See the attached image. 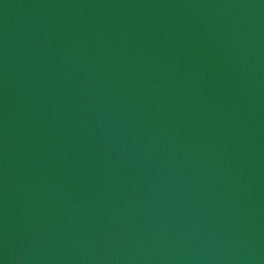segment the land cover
<instances>
[{
    "label": "water",
    "instance_id": "1",
    "mask_svg": "<svg viewBox=\"0 0 264 264\" xmlns=\"http://www.w3.org/2000/svg\"><path fill=\"white\" fill-rule=\"evenodd\" d=\"M0 264H264V0H0Z\"/></svg>",
    "mask_w": 264,
    "mask_h": 264
}]
</instances>
